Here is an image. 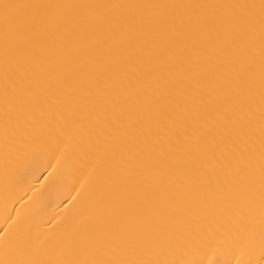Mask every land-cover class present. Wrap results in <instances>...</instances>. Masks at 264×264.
<instances>
[{
	"label": "bare ground",
	"instance_id": "obj_1",
	"mask_svg": "<svg viewBox=\"0 0 264 264\" xmlns=\"http://www.w3.org/2000/svg\"><path fill=\"white\" fill-rule=\"evenodd\" d=\"M0 264H264V0H0Z\"/></svg>",
	"mask_w": 264,
	"mask_h": 264
}]
</instances>
